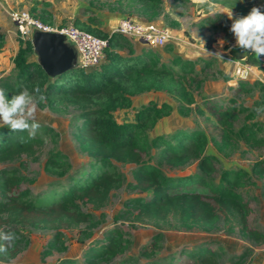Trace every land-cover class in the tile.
Wrapping results in <instances>:
<instances>
[{
	"label": "trees",
	"instance_id": "16d2710c",
	"mask_svg": "<svg viewBox=\"0 0 264 264\" xmlns=\"http://www.w3.org/2000/svg\"><path fill=\"white\" fill-rule=\"evenodd\" d=\"M127 1L140 5L142 12L148 16L147 21L156 22L154 18L159 15L157 9L162 0ZM30 13L46 23H52L38 12L37 7L32 8ZM44 13L49 14V11ZM75 25L96 36L108 38L105 55L115 47L126 48L129 54L124 56L111 52L108 61L95 68L77 66L62 75L59 81L49 82L51 78L39 64L38 57L31 58L36 53L29 38L14 58L16 81L3 80L0 88L5 89L7 98L11 99L21 82L30 87L38 84L47 98H54L49 102L50 106L60 101L76 105L81 109L77 122L82 121L78 126L80 145L95 157V162L86 176L79 175L59 197L45 203H37L31 197L18 167L0 169V230H13L20 237L15 247L9 248L7 253H0V260L9 262L23 250L28 243L24 233L26 228L55 231L54 244H57L63 241L65 230L91 223L93 214L84 210L82 203H90L97 209L105 207L113 191L122 188L125 183V175L116 169L114 160L135 165L132 170L135 188L141 193L151 194L127 201L132 208L129 213L137 222H151L158 228L192 229L198 226L208 229L224 217L227 221H236L245 236L257 243L264 242V232L249 224L250 203L241 190L249 173L240 169L225 170L219 183L205 177V173L214 170V163L213 157L206 154L207 135L204 129L183 127L171 134L150 138L149 131L157 121L171 113L173 108L168 102L158 104L150 101L143 105L137 111L134 122H118L114 117L115 111L130 107L135 96L152 91L176 94L181 90L182 80L192 79L188 72L194 61L174 59L169 65L161 61L156 51L144 48L133 50L132 40L118 32L93 30L79 19ZM230 53L259 71L264 70V55L257 57L237 45L230 48ZM175 65L179 67L175 68ZM237 89L247 91V84L240 83ZM188 95L185 92V96ZM193 103L191 98L188 105H181L179 110L188 114ZM205 104L214 116L213 125L219 130L222 144L242 140L251 147L264 146V122L250 121L236 129L239 112L234 105L210 98H206ZM255 108L264 109V101L256 103ZM196 109L205 113L203 107L196 106ZM41 128L50 127L42 125ZM44 144V138L38 134L28 139L26 131L13 132L7 126H0V164L17 161L23 156L37 158ZM193 162H198L201 173L176 177L167 175L163 170V166L185 167ZM69 167L61 151L52 152L45 162V170L49 173L62 174ZM253 172L264 178V162H256ZM161 236L158 233L151 244L143 245L142 253L152 255L159 247ZM3 243L0 241V244ZM127 249L128 241L124 233L119 229L110 230L103 240L90 244L85 252V261L96 264L111 260ZM217 252L210 247L198 246L192 253V261L186 264H218ZM246 255L248 253L242 254L240 260L244 261ZM61 264L78 263L65 259ZM151 264L161 263L155 261Z\"/></svg>",
	"mask_w": 264,
	"mask_h": 264
},
{
	"label": "rangeland",
	"instance_id": "374dc122",
	"mask_svg": "<svg viewBox=\"0 0 264 264\" xmlns=\"http://www.w3.org/2000/svg\"><path fill=\"white\" fill-rule=\"evenodd\" d=\"M34 7L47 20H51V24L75 25L79 19L91 29L104 32L113 31L122 17L148 20L140 5L130 4L127 0H0V82L16 81L14 58L20 48L26 46L27 41L21 38L9 12H30ZM253 7H259L264 12V0H162L157 9L159 15L154 20L173 30L185 42L153 48L132 41L133 50L144 48L156 51L161 61L169 65L174 59L192 60L194 66L188 72L192 79L182 80L181 90L174 95L152 91L135 96L132 105L115 111L114 117L118 122H134L137 111L143 105L150 101L158 104L168 102L173 109L169 115L161 117L149 131L150 138L171 134L183 127L204 129L207 135L206 154L213 157L214 163V170L205 173V177L213 183H219L225 170L247 171L250 176L241 190L250 203L249 224L264 232V178L253 172L256 162H264V146L251 147L238 138V142L222 144L219 130L213 125L214 116L207 105H204L206 98L234 105L239 112V121L235 122L236 129L250 121L264 122V111L255 108L256 103L264 101V70L259 72V77L253 75L248 80L235 79L232 73L233 59H239L230 53L236 40L230 31L232 20L227 14L232 11L234 18L246 16ZM45 10L49 14L44 13ZM241 11L246 14L243 15ZM217 51L222 53V58L209 54ZM111 52L124 56L129 54L126 48H111L104 56L103 63L108 61ZM35 56L36 54L33 55L34 58ZM178 67L179 65H175V68ZM60 77L51 78L49 82L59 81ZM240 83L247 84V91H238ZM185 92L189 95L185 96ZM191 98L194 99V103L190 105L191 111L183 114L179 108L181 105H188ZM52 100L54 98L50 97L44 105L37 103L38 122L51 128H41L36 133L44 140L46 138L38 157L23 156L17 161L0 164V169L14 166L19 168L24 177V186L29 188L31 197L37 203L59 197L79 175L86 176L89 167L95 162V157L80 145L78 126L82 121L77 122L81 109L66 101L50 106L49 102ZM57 100L58 98L55 102ZM196 106L203 107L205 113L198 112ZM55 151H61L70 164L69 169L62 174L45 170L46 159ZM113 163L117 170L124 173L125 183L122 188L113 191L105 207L97 209L90 203H82L84 210L93 214L91 223L65 230L63 241L57 244H54L55 231L26 228L24 233L28 237V243L23 250L9 262L0 260V264H61L65 259L88 264L85 252L90 244L103 240L107 232L115 229L124 233L128 249L116 258L96 264H151L155 261L161 264L172 261L186 264L192 261V253L198 246L218 251V264H264V242L257 243L245 236L236 221H227L224 217L208 229L198 226L192 229L158 228L151 222H137L129 213L132 208L127 205V201L151 194L141 193L135 188L132 175L135 165L115 160ZM163 170L167 175L176 177L201 173L198 162L177 168L163 166ZM158 233L162 235L158 241V249L152 255H144L143 245L151 244ZM244 253L248 255L243 256L245 258L242 261L241 255Z\"/></svg>",
	"mask_w": 264,
	"mask_h": 264
},
{
	"label": "built area",
	"instance_id": "2783aa9c",
	"mask_svg": "<svg viewBox=\"0 0 264 264\" xmlns=\"http://www.w3.org/2000/svg\"><path fill=\"white\" fill-rule=\"evenodd\" d=\"M15 22L22 39H31L34 31L57 32L64 34L68 41L76 48L79 66L91 69L99 66L104 59L109 39L94 35L83 30L73 23L58 25L46 23L40 18L31 15L28 11L12 10L9 12ZM143 46L159 47L169 43L185 42L184 39L170 28L156 22L136 20L122 17L113 30ZM260 71L243 60L233 59V76L238 80L251 79L253 75L259 77Z\"/></svg>",
	"mask_w": 264,
	"mask_h": 264
},
{
	"label": "clouds",
	"instance_id": "9594fccd",
	"mask_svg": "<svg viewBox=\"0 0 264 264\" xmlns=\"http://www.w3.org/2000/svg\"><path fill=\"white\" fill-rule=\"evenodd\" d=\"M227 15L232 20L230 31L235 37L236 45L251 51L257 57L264 55V12L259 7H253L246 16L234 18L232 11ZM220 44L222 47L223 42L221 41ZM209 54L222 58L220 51ZM17 88L18 91L11 99L7 98L5 89L0 88V126H7L13 132L26 131L28 139H33L42 127L36 117L37 103L46 102L47 97L38 84L30 87L21 82ZM19 238L13 230H0V241L4 242L0 244V253H7L9 248L15 247Z\"/></svg>",
	"mask_w": 264,
	"mask_h": 264
},
{
	"label": "water",
	"instance_id": "95a60500",
	"mask_svg": "<svg viewBox=\"0 0 264 264\" xmlns=\"http://www.w3.org/2000/svg\"><path fill=\"white\" fill-rule=\"evenodd\" d=\"M31 40L39 64L50 78L79 66L77 50L64 34L36 30Z\"/></svg>",
	"mask_w": 264,
	"mask_h": 264
},
{
	"label": "crops",
	"instance_id": "0c3cea01",
	"mask_svg": "<svg viewBox=\"0 0 264 264\" xmlns=\"http://www.w3.org/2000/svg\"><path fill=\"white\" fill-rule=\"evenodd\" d=\"M31 58H33V59H37V56H35V58H34L33 55H32Z\"/></svg>",
	"mask_w": 264,
	"mask_h": 264
}]
</instances>
